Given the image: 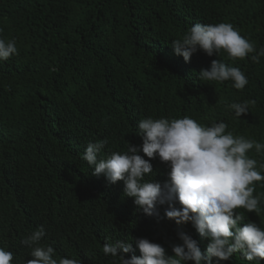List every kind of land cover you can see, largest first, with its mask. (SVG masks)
Segmentation results:
<instances>
[{"label":"trees","instance_id":"trees-1","mask_svg":"<svg viewBox=\"0 0 264 264\" xmlns=\"http://www.w3.org/2000/svg\"><path fill=\"white\" fill-rule=\"evenodd\" d=\"M222 22L257 51L264 47V0H0V38L17 48L0 61V231L43 227L40 243L55 249L54 259L81 264H118L102 251L116 240L132 244L126 259L141 255L139 238L173 255L180 231L204 252L209 239L190 222L166 218L167 203L144 214L123 195V181L93 175L82 155L97 140L108 141L98 159L141 146L136 132L148 117L223 121L226 132L264 143V56L254 62L255 52L232 59L223 49L212 56L197 50L185 62L171 47L197 23ZM213 60L238 67L248 84L238 90L231 80H199ZM233 102H249L248 112L237 118ZM247 155L264 174V152ZM150 162L153 174L145 179L170 182L168 162ZM254 187L264 200V181ZM260 208L235 209L244 216L240 226L264 228V203ZM20 247L16 261L25 264L31 249ZM212 264L255 262L237 252Z\"/></svg>","mask_w":264,"mask_h":264},{"label":"clouds","instance_id":"clouds-1","mask_svg":"<svg viewBox=\"0 0 264 264\" xmlns=\"http://www.w3.org/2000/svg\"><path fill=\"white\" fill-rule=\"evenodd\" d=\"M171 47L185 62H190L197 50L212 56L223 49L232 59H243L255 52L256 55L250 57L254 62L264 56V47L257 51L231 23L223 22L214 25L197 23L182 39L174 40ZM13 54H17L15 40L6 42L0 38V61ZM198 79L221 83L231 80L238 90L248 84L247 77L238 67L217 60L211 62L210 69H201ZM248 103L233 102L228 107L240 118L248 112ZM226 129L227 124L223 121L204 126L188 116L179 119L148 117L138 124L139 147L129 145L125 152H112L106 158L98 159L107 139L88 143L82 159L92 167L93 175L103 174L111 183L123 181V195L133 198L134 204L148 216L157 214L158 204L167 203L166 218L178 225L190 222L200 236L210 241L202 252L195 239L180 231L178 236L182 244L173 245V255H168L162 245L139 238L135 243L141 255L126 259L132 244L116 240L103 245L105 256L110 255L109 258L118 264H186L188 261L212 264L213 258L230 261L233 254L239 252L247 261L261 264L264 260V228L255 222L240 226L244 216L234 210L243 208L257 214L261 211L264 200L253 193L254 182L264 181V174L257 169V161L247 153L253 148L258 154L264 152V143L234 136ZM156 157L168 162L170 169V182L163 186L145 179L153 174L150 160ZM260 167L264 168V165ZM177 203L180 207H176ZM44 236L43 227L35 231L29 228L22 233L16 225L6 226L0 231V264L17 263L21 243L31 249L25 264H81L68 257L54 259L55 249L40 243Z\"/></svg>","mask_w":264,"mask_h":264},{"label":"bare ground","instance_id":"bare-ground-1","mask_svg":"<svg viewBox=\"0 0 264 264\" xmlns=\"http://www.w3.org/2000/svg\"><path fill=\"white\" fill-rule=\"evenodd\" d=\"M13 247H14V245H13ZM13 262H14V258H13ZM16 262V261H15ZM15 264H22L21 262H17V263H15Z\"/></svg>","mask_w":264,"mask_h":264}]
</instances>
